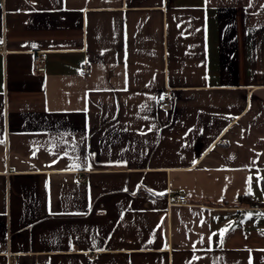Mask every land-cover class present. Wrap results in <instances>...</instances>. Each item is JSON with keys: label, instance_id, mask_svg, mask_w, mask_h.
<instances>
[{"label": "crops", "instance_id": "1", "mask_svg": "<svg viewBox=\"0 0 264 264\" xmlns=\"http://www.w3.org/2000/svg\"><path fill=\"white\" fill-rule=\"evenodd\" d=\"M0 41V264H264V0H0Z\"/></svg>", "mask_w": 264, "mask_h": 264}, {"label": "built area", "instance_id": "2", "mask_svg": "<svg viewBox=\"0 0 264 264\" xmlns=\"http://www.w3.org/2000/svg\"><path fill=\"white\" fill-rule=\"evenodd\" d=\"M45 59H46V55L42 51H39L34 55L33 68L35 71H38V72L44 71ZM88 72H89V66L88 65H84L79 71V73L81 75H85ZM171 104H172V100L169 97H160L158 99V105L160 108H169L171 106ZM79 179L83 180V177H80ZM176 199H177V201L183 203V202H185L186 197H185V195H178L176 197ZM255 207L259 208V209H264V202L256 204Z\"/></svg>", "mask_w": 264, "mask_h": 264}, {"label": "snow or ice", "instance_id": "3", "mask_svg": "<svg viewBox=\"0 0 264 264\" xmlns=\"http://www.w3.org/2000/svg\"><path fill=\"white\" fill-rule=\"evenodd\" d=\"M3 41H0V43H2ZM33 47H35V45H33ZM3 141H0V143H2ZM251 178H249V180H250ZM262 215H264V214H262ZM225 231H227V229L225 230ZM262 234H264V233H262ZM223 235H224V233L223 232H221L220 233V236L221 237H223ZM222 242V241H221ZM250 264H251V261H250Z\"/></svg>", "mask_w": 264, "mask_h": 264}, {"label": "trees", "instance_id": "4", "mask_svg": "<svg viewBox=\"0 0 264 264\" xmlns=\"http://www.w3.org/2000/svg\"><path fill=\"white\" fill-rule=\"evenodd\" d=\"M244 198H245V196H240V197H239V200L244 199Z\"/></svg>", "mask_w": 264, "mask_h": 264}]
</instances>
